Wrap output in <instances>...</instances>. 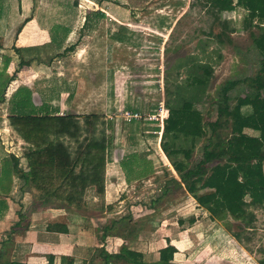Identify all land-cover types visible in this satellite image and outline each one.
<instances>
[{
	"label": "rangeland",
	"instance_id": "obj_1",
	"mask_svg": "<svg viewBox=\"0 0 264 264\" xmlns=\"http://www.w3.org/2000/svg\"><path fill=\"white\" fill-rule=\"evenodd\" d=\"M7 1L12 7L10 14L23 13L25 17L26 13L37 12L55 25L74 24L78 30L68 43L74 48L58 55L55 61L56 72L73 83L70 94L64 97V113L78 114L81 124L87 115L97 114V136L112 140L109 161L117 156L122 176L126 173L130 178L123 184L122 202L116 203L118 211L124 210L125 216L135 214L137 220L143 221L148 211L155 209L159 223L166 218L168 222L183 220L180 225L185 231L192 230L197 238L188 237L184 253L189 252L196 264H260L264 259V208H251L255 219L245 226L232 217L210 221L207 210L184 187L174 185L171 192L163 194L165 181L177 173L161 149L159 133V114L166 109V83L175 76L174 67L180 59L191 53L202 55L198 42L209 40L208 50L219 49L222 54L214 63L215 74L208 90L211 100L227 79L259 70V60L247 58L253 34L259 32L247 0H234L236 9L222 16L223 21H231L233 28L223 35V43L208 35L211 27L216 34L222 29L216 12L208 11L210 8L203 0H32V11L24 4L27 0ZM90 10H102L105 15H91V27L82 29ZM60 29L54 26L52 31ZM126 110L140 111L144 117L126 120L122 115ZM203 112L205 121L212 120L216 106L207 102ZM150 114L160 119H145ZM61 139L74 152L78 145L75 139ZM200 144L194 160L202 155ZM156 198L159 200L154 202ZM6 209L3 207L0 212L4 215ZM103 214L93 213V222ZM144 223L148 226L147 221ZM144 223L140 225L143 227ZM123 230L130 231L128 226ZM234 232H240L242 239L237 240ZM24 233L23 229L16 232L12 226L0 225V248L7 240L3 261L12 259L15 240ZM184 253L178 255L179 264Z\"/></svg>",
	"mask_w": 264,
	"mask_h": 264
},
{
	"label": "trees",
	"instance_id": "obj_2",
	"mask_svg": "<svg viewBox=\"0 0 264 264\" xmlns=\"http://www.w3.org/2000/svg\"><path fill=\"white\" fill-rule=\"evenodd\" d=\"M203 1L209 6L208 11L216 12L215 18L222 29L216 34L214 27H211L208 35L217 39L218 43H223V35L228 30L233 31V28L231 21H223L222 16L236 9L235 1ZM247 2L252 6L253 20L259 30L258 34H253V44L247 50V58L252 56L259 60V70L252 75L227 79L211 100L208 90L215 74L214 63L222 58V54L219 49L208 50L209 40L198 42L202 55L191 53L180 59L174 67L175 76L166 83L165 106L168 116L164 119L160 139L161 149L177 173V176L172 175L165 181L163 194L171 192L174 185L184 187L213 219L232 217L242 221L245 226L251 225L255 219L251 208H264V0ZM101 11L90 10L83 29L91 27V15L104 16ZM73 48L67 47L59 55H65ZM9 63L10 58H7L5 69ZM13 79V75L7 76L4 71L0 72V91L3 94L0 101H5L7 87ZM31 94L27 88L18 89L11 101L13 107L10 119L22 138L31 144L25 153L27 171L19 167L18 158L14 157L13 161L14 171L26 184H33L45 192L36 203L61 200L80 206L89 187H95L97 193L104 197L112 140L97 136L98 115H87L81 124L78 116L73 114L55 116L47 112V108L44 109L46 113L40 114L37 108L27 109L32 100ZM207 102L216 106V117L205 121L203 110ZM248 107L253 110L247 111ZM64 136L78 143L74 152L61 139ZM199 144L202 155L194 160ZM158 200L156 198L154 202ZM3 207L7 208V202L0 199V210ZM30 216L21 213V219L13 230H28L29 227L23 223ZM120 218L132 231L133 215ZM179 221L183 223V220ZM233 235L237 240L242 239L240 232H234ZM6 251V242H3L0 264H20L14 260L3 261ZM177 251L176 246L169 244L160 250L158 261L147 262L140 260V254L128 246H123L117 253L99 247L91 262L179 264L174 262ZM97 255L102 259L99 263L95 262ZM259 263L264 264V259Z\"/></svg>",
	"mask_w": 264,
	"mask_h": 264
},
{
	"label": "crops",
	"instance_id": "obj_3",
	"mask_svg": "<svg viewBox=\"0 0 264 264\" xmlns=\"http://www.w3.org/2000/svg\"><path fill=\"white\" fill-rule=\"evenodd\" d=\"M31 1L27 0L24 4L32 11ZM0 2H3L0 12V72L14 76L7 87L5 101H0V199L6 200L8 204L5 214L0 212V225L13 228L20 221L19 214L31 215L23 223L29 229L22 238L15 240L11 261L20 264H92L96 248L104 247L111 253H117L123 246H128L140 254V260L155 262L160 258V250L172 244L178 250L174 257L178 263V255L184 253L188 237L193 239L195 235L190 229L185 231L179 221L168 222L166 218L159 223L157 211L153 209L148 211L143 221L137 220L134 214L131 221L133 231L123 232L126 225L118 220L125 214L124 210L118 211L116 203L122 202L123 184L130 178L126 173L122 176L117 156L107 162L104 197L97 193L95 187H89L80 206L61 200L36 203L45 192L33 184H26L14 171V157L18 158L19 167L28 170L25 153L31 144L22 138L11 123V101L19 88H27L32 93L27 109L37 108L43 114L47 108V112L55 116L66 114L64 97L70 94L73 83L56 72L55 61L59 53L70 46L68 43L78 30L74 24L55 25L53 20L37 12L26 13L25 17L23 13L10 14L12 7L8 1ZM17 22H20L18 26ZM22 24L21 30L17 31ZM54 26H60L62 30L52 31ZM7 58H10V63L5 69ZM21 62L25 63L20 65ZM2 96L0 91V98ZM98 212L104 213V217L93 222L91 215ZM113 216L116 217L114 221ZM201 220L206 221L205 218ZM209 220L214 221L212 217ZM137 221L140 223L136 224ZM141 223H144L143 227ZM182 260V264H196L190 259L189 252L184 253ZM96 261L101 262V257L97 255ZM113 264L125 263L118 261Z\"/></svg>",
	"mask_w": 264,
	"mask_h": 264
},
{
	"label": "built area",
	"instance_id": "obj_4",
	"mask_svg": "<svg viewBox=\"0 0 264 264\" xmlns=\"http://www.w3.org/2000/svg\"><path fill=\"white\" fill-rule=\"evenodd\" d=\"M164 111H165V116H164ZM123 117L126 119V120H139V119H142L144 116L143 114L140 112V111H131V110H126L125 112H123ZM160 115V118H161V122L162 124L161 125V130L159 131V133L161 134L162 136V130H163V125H164V119L168 116V110L164 108L163 110V113L162 114H159ZM158 115L156 114H150L148 115L147 118L145 119H149L150 121L152 120H157V119H160Z\"/></svg>",
	"mask_w": 264,
	"mask_h": 264
}]
</instances>
